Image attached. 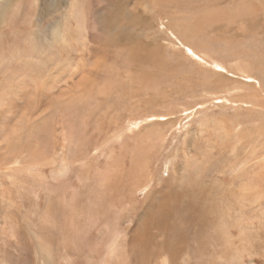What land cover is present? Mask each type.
Instances as JSON below:
<instances>
[{
    "label": "rangeland",
    "instance_id": "obj_1",
    "mask_svg": "<svg viewBox=\"0 0 264 264\" xmlns=\"http://www.w3.org/2000/svg\"><path fill=\"white\" fill-rule=\"evenodd\" d=\"M0 264H264V0H0Z\"/></svg>",
    "mask_w": 264,
    "mask_h": 264
},
{
    "label": "bare ground",
    "instance_id": "obj_2",
    "mask_svg": "<svg viewBox=\"0 0 264 264\" xmlns=\"http://www.w3.org/2000/svg\"><path fill=\"white\" fill-rule=\"evenodd\" d=\"M134 4V3H133ZM172 33V32H171ZM58 34V32H56V33H54V35H57ZM176 37V36H175ZM174 37V38H175ZM187 49V48H186ZM193 53V52H192ZM194 55H195V53H193ZM57 67H59V66H57ZM57 70H59V69H57ZM80 70V69H79ZM66 71H68L69 72V70H66ZM64 72V71H63ZM80 73V72H79ZM63 74H65V73H63ZM68 74V73H67ZM54 75V74H53ZM55 76V75H54ZM61 76V75H60ZM63 76V75H62ZM52 78V77H51ZM55 78V77H54ZM53 79V78H52ZM54 80V79H53ZM58 82V81H57ZM55 83H56V80H55ZM49 84V83H48ZM55 86V84L53 83L52 85H51V87L52 86ZM56 85H57V83H56ZM263 85V84H262ZM261 87V86H260ZM49 88H50V86H49ZM67 88V87H66ZM64 94V93H63ZM73 95V94H72ZM71 100V99H70ZM158 112V111H157ZM24 116V115H23ZM19 121V120H18ZM209 122V121H208ZM21 127V126H20ZM7 151V150H6ZM22 165V164H21ZM49 166V165H48ZM63 190V189H62ZM184 202V201H183Z\"/></svg>",
    "mask_w": 264,
    "mask_h": 264
}]
</instances>
